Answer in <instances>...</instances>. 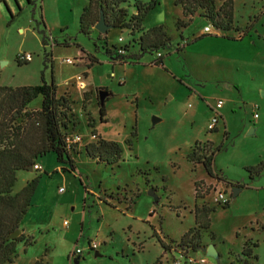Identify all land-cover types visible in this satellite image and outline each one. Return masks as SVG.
I'll use <instances>...</instances> for the list:
<instances>
[{"label": "rangeland", "instance_id": "obj_1", "mask_svg": "<svg viewBox=\"0 0 264 264\" xmlns=\"http://www.w3.org/2000/svg\"><path fill=\"white\" fill-rule=\"evenodd\" d=\"M150 1L158 5L138 30L106 35L94 30L99 0H18L17 13L8 14L12 21L0 11V88L52 82L55 98L68 107L61 132L80 139L70 153L74 172L63 173L67 166L48 154L35 162L40 170L14 173L11 195L37 184L18 229L32 244H17L11 264H264V172L253 178L246 172L264 165V0H213L215 10H230L229 30L198 17L188 23L176 0L140 3ZM89 4L94 26L83 35L79 18ZM133 5L120 6L126 22ZM177 19L187 27L177 31ZM160 25L171 37L168 49L144 55L137 65L114 62L139 55V37ZM159 56L162 66H152ZM99 91L109 94L102 124ZM40 103L37 96L27 110ZM215 112L219 121L209 132ZM92 134L119 145L117 165L85 157ZM216 147L212 180L196 161ZM117 191L124 203L133 201L129 210L98 201ZM218 193L226 209L215 201ZM202 226L214 235L219 259L171 243ZM88 244L96 250L89 253ZM77 249L81 255L72 256ZM244 249L255 260L243 257Z\"/></svg>", "mask_w": 264, "mask_h": 264}, {"label": "trees", "instance_id": "obj_2", "mask_svg": "<svg viewBox=\"0 0 264 264\" xmlns=\"http://www.w3.org/2000/svg\"><path fill=\"white\" fill-rule=\"evenodd\" d=\"M30 5V1L26 0ZM230 2V1H229ZM127 0H99V9L103 13L104 20L112 28L117 30L128 29L135 32L140 28L146 15L154 10L158 5L150 1L147 5L141 4L140 0H134L133 8L135 15L125 21L126 11L120 6L126 4ZM0 4L5 6V0H0ZM229 4V3H227ZM225 4V6L227 5ZM175 7L179 8L183 18L188 19V23L195 17L210 21L216 29H231V12L220 8L215 10L213 0H176ZM7 10V8H6ZM8 12V11H7ZM10 15V13L8 12ZM11 17V15H10ZM188 23H182L178 19L173 21V27L179 31L187 27ZM94 26L91 22L90 4L82 11L79 18V32L88 35L89 29ZM241 40V37L238 38ZM45 39L42 41L44 46ZM171 37L165 31V26L160 25L149 31L144 32L138 39L139 55L133 57H117L114 62L119 65H137L144 55H151L154 52L168 49ZM180 52V49H176ZM90 59L88 67L94 64ZM154 67L162 66V57L159 56L153 63ZM41 97L40 108L28 111V105L37 97ZM106 102V101H105ZM65 99L55 98V88L51 82L45 84L41 80V85L36 87H21L16 89L0 88V264H11L16 257V245L23 244L24 247L30 246L29 239H25L21 234L18 238L9 240L8 237L19 229L22 218L30 209V200L34 194L37 182L34 181L27 185L16 195H11V188L14 183V173L26 172L29 167H34L36 161L48 154H52L57 164L65 165L61 168L63 173L74 172L75 165L70 156L75 146L68 147L65 143V134L62 133L64 125L62 118L65 115L62 111L68 110ZM66 106V107H65ZM99 122L105 123V111L103 106L98 104ZM17 126L12 128L10 124ZM94 144L84 147V155L87 159L96 161L98 164L106 166L117 165L120 158V147L117 143L106 142L98 139L92 134ZM221 147H216L211 154L206 157H199L196 164L200 165L206 176L216 180L211 163L213 155L218 153ZM190 157L193 154L189 155ZM190 157L188 159H190ZM35 171V170H34ZM250 178L258 177L264 172V165L246 169ZM84 195H87L84 189ZM119 192L109 193L105 199H98L110 208L114 209L111 203L122 204ZM129 210L133 201L124 203ZM227 204V203H226ZM224 204L222 209H226ZM205 212H213L204 210ZM208 226L192 229L175 244L181 251H191L192 253H205L207 247L214 246L215 237L208 231ZM215 248V246H214ZM164 250H167L163 247ZM216 250V249H215ZM242 256L251 258L249 250H243ZM218 255V259H219ZM35 264H42L41 261ZM244 264H247L244 262Z\"/></svg>", "mask_w": 264, "mask_h": 264}, {"label": "water", "instance_id": "obj_3", "mask_svg": "<svg viewBox=\"0 0 264 264\" xmlns=\"http://www.w3.org/2000/svg\"><path fill=\"white\" fill-rule=\"evenodd\" d=\"M112 28L108 25H106L105 23V20H104V17H103V13L100 12L99 13V20L97 22V24L94 26V30L99 33L100 35H106L108 33L109 30H111ZM98 102H99V105L100 106H103L105 101L107 100V98L109 97V94L107 92H103V91H99L98 94ZM158 120L157 119H153V123H157ZM254 133V130H250L247 134V136H250V135H253ZM33 168L32 167H29L27 169V171L29 172H32ZM239 189H234L233 190V196H236L238 193H239ZM149 196L155 198V195L152 191L149 192L148 194ZM21 235V232L19 230H16L14 233H12L8 239L9 240H13V239H16L18 238L19 236ZM205 255L207 257H210V258H214V259H218V253L216 252L215 248L213 245H210L207 247V250L205 252ZM94 257L95 258H98L100 257L97 253L94 254Z\"/></svg>", "mask_w": 264, "mask_h": 264}, {"label": "built area", "instance_id": "obj_4", "mask_svg": "<svg viewBox=\"0 0 264 264\" xmlns=\"http://www.w3.org/2000/svg\"><path fill=\"white\" fill-rule=\"evenodd\" d=\"M210 31L209 29L205 28L204 29V34H209ZM25 60L27 59H30V56L29 55H26ZM69 62V61H68ZM222 106V102L221 101H218L217 104H216V109H219L220 107ZM216 113V112H215ZM219 121V116L217 115V113L212 117V119L210 120V123L208 125V131L211 132L215 129L217 123ZM80 142V139L76 136H73V137H67L65 135V143L67 144L68 147H73V146H76L77 144H79ZM33 169L35 171H38L40 170L41 168L37 165H35L33 167ZM216 202H219L221 203L222 205L226 204L227 202L225 201V198H224V193L223 194H220L218 193L217 196H216ZM65 226H67L66 223H64ZM88 250H89V253L90 252H93L96 250V246L95 245H92V244H88ZM75 255H81V251L80 250H75L73 253H72V256H75ZM199 264H208L204 259H200L198 261Z\"/></svg>", "mask_w": 264, "mask_h": 264}, {"label": "crops", "instance_id": "obj_5", "mask_svg": "<svg viewBox=\"0 0 264 264\" xmlns=\"http://www.w3.org/2000/svg\"><path fill=\"white\" fill-rule=\"evenodd\" d=\"M22 1L24 2V0H22ZM15 3L18 6V4H19L18 0H5V6H6L7 10L3 4H0V9H1L0 11L3 13L5 20H11L12 21V19L9 18L8 12L10 13L11 17L17 13V8L15 6ZM20 3H21V0H20ZM7 16H8V18H7ZM21 234H23V232H21Z\"/></svg>", "mask_w": 264, "mask_h": 264}, {"label": "bare ground", "instance_id": "obj_6", "mask_svg": "<svg viewBox=\"0 0 264 264\" xmlns=\"http://www.w3.org/2000/svg\"><path fill=\"white\" fill-rule=\"evenodd\" d=\"M78 81H79V80H78ZM80 85H82V86H83V84H82V83H80ZM82 86H81V87H82Z\"/></svg>", "mask_w": 264, "mask_h": 264}, {"label": "flooded vegetation", "instance_id": "obj_7", "mask_svg": "<svg viewBox=\"0 0 264 264\" xmlns=\"http://www.w3.org/2000/svg\"><path fill=\"white\" fill-rule=\"evenodd\" d=\"M30 1V0H29ZM97 98H98V96H97ZM98 104H99V102H98ZM100 106V105H99Z\"/></svg>", "mask_w": 264, "mask_h": 264}]
</instances>
